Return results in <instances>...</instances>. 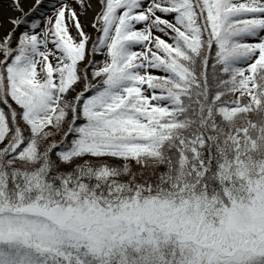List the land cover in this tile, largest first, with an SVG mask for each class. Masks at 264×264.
<instances>
[{"label": "snow or ice", "instance_id": "obj_1", "mask_svg": "<svg viewBox=\"0 0 264 264\" xmlns=\"http://www.w3.org/2000/svg\"><path fill=\"white\" fill-rule=\"evenodd\" d=\"M0 264H264V0H0Z\"/></svg>", "mask_w": 264, "mask_h": 264}, {"label": "bare ground", "instance_id": "obj_2", "mask_svg": "<svg viewBox=\"0 0 264 264\" xmlns=\"http://www.w3.org/2000/svg\"><path fill=\"white\" fill-rule=\"evenodd\" d=\"M44 2L47 4L48 3V1L47 0H44Z\"/></svg>", "mask_w": 264, "mask_h": 264}]
</instances>
